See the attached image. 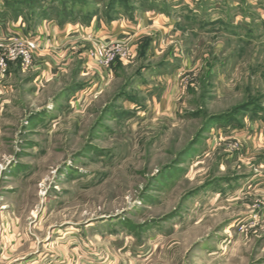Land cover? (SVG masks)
Returning <instances> with one entry per match:
<instances>
[{
	"label": "rangeland",
	"instance_id": "obj_1",
	"mask_svg": "<svg viewBox=\"0 0 264 264\" xmlns=\"http://www.w3.org/2000/svg\"><path fill=\"white\" fill-rule=\"evenodd\" d=\"M37 1L0 16V264H264V0Z\"/></svg>",
	"mask_w": 264,
	"mask_h": 264
},
{
	"label": "crops",
	"instance_id": "obj_2",
	"mask_svg": "<svg viewBox=\"0 0 264 264\" xmlns=\"http://www.w3.org/2000/svg\"><path fill=\"white\" fill-rule=\"evenodd\" d=\"M6 5H5L6 7H4L3 5H0V16H5L3 18L9 17L8 14H7V13H9L8 3ZM164 14L165 13H160V14L157 15L156 13H154V15L151 17V19L154 20L153 19V18H155L154 16H158V17H160L159 18L160 24L161 23L167 24L168 23V19L166 17H164ZM163 17H164V19H163ZM20 18H23V17H20ZM185 18L184 19L182 18V21L185 20ZM17 21H19V23H20V20H17ZM186 21L192 22L193 20L191 18H188L187 17L186 18ZM155 22H156V19H155ZM92 25H93V28L89 31V33L90 34L93 33L95 35L94 37H96L98 40H100L102 42L115 41V40L119 39L121 36L123 37L124 35H129V34H131V33L134 32V30L132 29V27L129 26L128 22L125 19H121V20L119 19V20L113 22L112 24H109V23L106 24V23H104L102 21V19L100 17H98L96 19V21L92 23ZM70 26L71 27H74L76 25H74V26L73 25H69L67 27L69 28ZM78 28H79V26L77 28L75 27V29H78ZM69 31L72 32L73 31L72 28H70ZM83 34H84V32H80V36L79 37H83ZM66 35L67 34L65 33L63 35L58 34V36H56L58 38L59 42H61L60 43L61 45H64V43H66L67 40L69 39V38H66ZM72 38H74V37H72ZM37 41H38V45H39V49H38L39 53H46V52L55 50L54 49V48H56L55 46H57V47L59 46L57 44H54V47H53V45L51 43V40H48L47 39V36H46V38L43 37L42 40H37ZM59 48H61V47H59ZM64 48H66V47H64ZM64 52H66V51L63 50L62 53H60L61 56L62 55L65 56V53ZM70 58H71L70 57V54L66 55L65 61L67 62L68 60H70ZM45 61L46 60L44 59L42 61V63L45 62ZM43 65H44V70L41 73H44L43 76L47 75L48 79H50L51 78L50 76H51L52 65L48 64L47 62L44 63ZM39 77L40 76L35 77V79H36L35 81H37V79Z\"/></svg>",
	"mask_w": 264,
	"mask_h": 264
},
{
	"label": "built area",
	"instance_id": "obj_3",
	"mask_svg": "<svg viewBox=\"0 0 264 264\" xmlns=\"http://www.w3.org/2000/svg\"><path fill=\"white\" fill-rule=\"evenodd\" d=\"M9 40H11L12 42L13 41L18 42V43H20L22 45H25L27 47V49L29 50V51H26V55H28L26 57L27 61L30 58L31 54L32 53H35L39 49L38 41L35 40V39H32V38L29 39V38H23V37H17V36H15V37L10 38ZM95 43H96L95 44V52L96 53H101L100 56H102L103 59L104 58L106 59V62L105 63L108 66L110 64V56H109V54H105V51H106V48L109 45L115 44L116 42L115 41L114 42H102V41L100 42V41L97 40V41H95ZM93 57L95 59H98L99 60V56L97 54L96 55H92V58ZM106 57H108V58H106ZM3 64H4V62L2 61V59H0V71H1L0 72V85L4 83L2 81H4L3 80L4 79L3 77L5 75L4 74L5 71L2 70V68H1L3 66Z\"/></svg>",
	"mask_w": 264,
	"mask_h": 264
},
{
	"label": "trees",
	"instance_id": "obj_4",
	"mask_svg": "<svg viewBox=\"0 0 264 264\" xmlns=\"http://www.w3.org/2000/svg\"><path fill=\"white\" fill-rule=\"evenodd\" d=\"M28 1L29 0H15V1H12L11 3L8 2V6H10V4H11V6H13L14 9H15V13H17V12L19 13V12H23V10H21V8L28 7V6L31 8V11H32V6L34 5V6H37L36 10H39L38 12H39L40 17H42L43 19H50V17H51L50 16L51 13H49L50 11H48L49 15H47L48 13L46 11H41L40 8H39L41 6L40 2H38L37 0H31L30 2H28ZM116 2H120V0H113L112 3L115 4ZM121 2L124 3V4H127L125 1L123 2L121 0ZM112 3H111V5H113ZM45 14H46V16H44ZM31 15H33L32 12H31ZM53 15H54V13H53ZM247 108L245 110H247Z\"/></svg>",
	"mask_w": 264,
	"mask_h": 264
}]
</instances>
